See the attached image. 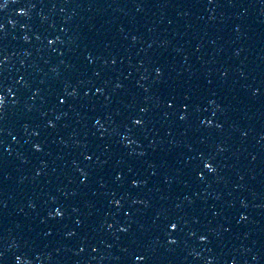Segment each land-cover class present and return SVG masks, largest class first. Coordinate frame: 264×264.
<instances>
[{
	"label": "water",
	"instance_id": "1",
	"mask_svg": "<svg viewBox=\"0 0 264 264\" xmlns=\"http://www.w3.org/2000/svg\"><path fill=\"white\" fill-rule=\"evenodd\" d=\"M0 264H264V0H0Z\"/></svg>",
	"mask_w": 264,
	"mask_h": 264
}]
</instances>
